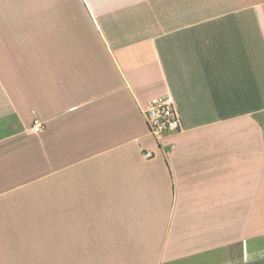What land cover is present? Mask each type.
Segmentation results:
<instances>
[{
    "label": "crops",
    "instance_id": "crops-1",
    "mask_svg": "<svg viewBox=\"0 0 264 264\" xmlns=\"http://www.w3.org/2000/svg\"><path fill=\"white\" fill-rule=\"evenodd\" d=\"M83 4L0 27V264H264V0Z\"/></svg>",
    "mask_w": 264,
    "mask_h": 264
},
{
    "label": "built area",
    "instance_id": "built-area-1",
    "mask_svg": "<svg viewBox=\"0 0 264 264\" xmlns=\"http://www.w3.org/2000/svg\"><path fill=\"white\" fill-rule=\"evenodd\" d=\"M146 123L149 131L156 137L182 130V116L173 95L166 94L152 98L144 107ZM43 129L42 122L34 119L31 130L38 133ZM145 157H152L146 152ZM238 264V263H230Z\"/></svg>",
    "mask_w": 264,
    "mask_h": 264
},
{
    "label": "rangeland",
    "instance_id": "rangeland-1",
    "mask_svg": "<svg viewBox=\"0 0 264 264\" xmlns=\"http://www.w3.org/2000/svg\"><path fill=\"white\" fill-rule=\"evenodd\" d=\"M83 6V0H0V27L18 20L22 23L36 22L39 16L30 15L35 9Z\"/></svg>",
    "mask_w": 264,
    "mask_h": 264
}]
</instances>
